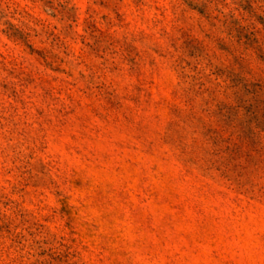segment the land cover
Here are the masks:
<instances>
[{
    "label": "rangeland",
    "instance_id": "obj_1",
    "mask_svg": "<svg viewBox=\"0 0 264 264\" xmlns=\"http://www.w3.org/2000/svg\"><path fill=\"white\" fill-rule=\"evenodd\" d=\"M0 264H264V0H0Z\"/></svg>",
    "mask_w": 264,
    "mask_h": 264
}]
</instances>
